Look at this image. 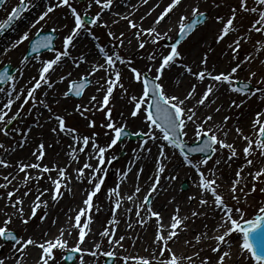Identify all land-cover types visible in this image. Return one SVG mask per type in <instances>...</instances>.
<instances>
[{
  "label": "snow or ice",
  "instance_id": "1",
  "mask_svg": "<svg viewBox=\"0 0 264 264\" xmlns=\"http://www.w3.org/2000/svg\"><path fill=\"white\" fill-rule=\"evenodd\" d=\"M2 2V0H0ZM114 0H88L87 9H91L93 5L97 6L98 11L94 16H89L88 11L81 13L77 7L74 6L73 0H51L45 10L42 11L34 20L29 21V27L22 35L14 42H11L10 47L4 49L5 54L14 49H18L25 41L30 44L32 53H40L41 50H47L52 53V56L47 59H41L40 55L31 57L24 54L20 60V64L27 65L32 60L40 63L38 76L33 77L31 87L26 90H17V77L11 75L9 67L4 65L3 70L0 71V84H8L11 82V90H6L0 87V94L6 97V101L0 104V134L8 137L11 132H22V139L18 142V147L23 148L29 142V135L33 129L28 127L26 131L20 128L11 129L9 126L14 121H17L25 114V105L32 102V107L38 104L42 105L49 112L48 121H55V126L51 128V132L58 136H68L72 140L69 145L70 151L66 154L69 162L64 166L58 164L49 165L44 163L46 159V144L41 139L32 152L34 161L24 162L17 161L15 164L8 159L0 157V168L17 169L16 173H9L7 175L0 174L3 183H0V189L4 192L0 193V200L4 203L0 206V248L4 247L6 243L13 242L15 244V252L18 254L15 257V264H23L25 253L30 247L38 248L40 254L36 260V264H55V251L59 250L62 253L67 252L68 255H62L61 260H72V253L79 254L78 258L80 264H85L84 257L90 256L96 258L98 255L104 257L116 258L118 253L116 248H124L123 241L125 236H115L114 231L105 228L99 236L107 240V244L114 246L110 250H103L102 243L93 242L92 248L84 247L86 238L89 237L92 229L90 227L93 216L91 211L94 208L93 198L100 193L102 186L108 176V166L112 165L118 160L115 154H110L122 138L129 135L142 136L146 139L143 141L147 145L149 141H161L158 145V156L162 160H158V167L154 177H151L152 183L149 185V190L144 196L141 203L140 210L145 211L147 218L155 217L157 220V231L153 239V250L149 252L148 256L125 255L122 258V264H233V258L237 257L235 264H264V204L258 206L255 215L249 217L245 207L241 205L242 196L245 204L247 197L256 192L257 184L264 185V111H257L251 123V131L245 135L243 130L237 126L235 127L236 137L232 142L228 141V136L231 130H226L227 121L231 118L225 116L221 123H216L213 115L208 112H202V108H210L216 103L217 93L222 88L226 91L234 93L242 97L239 101L233 99L230 101V106L240 108L247 100L257 97L261 102H264V72L258 76V71L251 69V65L259 57H264V0H238L236 5L228 4L229 14L217 15L214 20L221 24V28L215 37V42H225L226 38L232 37L230 42H227V48L232 52L229 61V67L216 71L208 67V53L205 52L201 59L197 70H193V66L181 63L183 61V52L181 50L182 42L193 35L200 27H203L210 18L206 11L200 7L201 0H169V3L162 9L154 20L155 26L144 28L131 20L128 15L121 18L127 20L130 28L135 29L134 35L137 38L139 48L143 49L147 44L158 45L161 40H171L172 37L167 32L158 30V26L162 22L171 20L174 12L182 9L177 21V39L168 46L166 51H153L148 56V60L153 62L146 71H141L136 67L131 66L132 61L121 56L119 51H114L109 54L102 46L99 52L103 54V63L91 62L90 67L86 70V74L81 75L78 79L69 81V87L62 93L64 98L69 95L75 97H82L88 86L93 83L90 77L97 73L103 72L100 80H96L98 85L97 92H103V96L98 99L96 95H92L89 99L88 105L77 104L74 111L79 113L81 117L88 119L87 114L93 110L102 111L105 113L107 123L102 125L106 129H110L113 133L110 141L101 145L97 142L98 133L93 132L91 136L82 135L75 126L68 125L64 115H60L53 111V108L46 102V100H37L36 93L38 90L46 87L53 89L54 82L52 74L55 73L62 65L66 63V58L71 57L70 49L75 47L76 39L82 32H86L96 39L97 37L92 31V27L103 26L108 27L106 21H102L104 10L112 7ZM143 4H147L148 0H142ZM212 6L219 9L223 4L228 3V0H211ZM35 7L31 0H19V5L13 7L7 18L0 22V35L7 29L13 26V22L22 19L23 15ZM67 8L74 21V26L63 37L62 45L56 48L53 40V35H41L44 31V25L51 20V14L57 9ZM159 7V2L149 11H155ZM143 19V18H142ZM247 19L248 23L243 21ZM119 21L113 20L116 24ZM39 26V27H38ZM91 26V27H90ZM36 31L33 33L32 30ZM59 28H52L53 33L60 31ZM171 31V28L168 29ZM108 36L112 37L122 47L124 45V33L121 32L119 36L109 31ZM252 34H258L259 38L253 42V53L246 54L242 59L239 58V53L242 48V43H247L253 39ZM34 36L35 39H31ZM141 37H147L141 39ZM131 43V41H128ZM211 51V49H209ZM86 61L83 55L78 59H73V67L79 69L81 63ZM117 63L129 67L133 74V79L141 85V93L139 96L131 95L129 103L132 104L131 116L133 118H142L147 126V131L138 130L135 133L127 131V124L123 123L117 125L112 118V108L110 100L113 97L114 90L119 87L123 93H127L128 89L124 86L122 81V74L116 67ZM259 64L264 68V58L259 59ZM179 66L184 72L192 76L196 83L192 84L190 89L183 95L168 92L163 80L167 70ZM248 67V75L241 78L238 73L244 71ZM153 68L155 74L153 75ZM19 75L22 77L23 72ZM73 73L69 71L66 75L61 74L60 82L68 80ZM256 80V85L250 87L252 80ZM103 81V83H101ZM208 81V83H204ZM204 84L202 93L197 91L198 85ZM259 94V95H258ZM45 97L48 92H44ZM23 97V99H22ZM195 103L190 104L191 101ZM17 101H21L17 105L16 111L13 112V105ZM57 104L59 101H55ZM30 112V109H28ZM214 112L219 113L221 107L217 106L213 109ZM11 113V115H10ZM43 127V125H37ZM88 127L95 129L96 122L88 120ZM189 130L193 136L191 139L192 146H189ZM242 141L244 146L242 150L236 146V141ZM51 147V145H47ZM166 148L178 150L183 162L193 168L199 178L198 187L201 189V198L198 200L199 209H206L210 205L208 195L211 196V207L213 213L219 218L213 229V235L208 236L207 232L196 235L193 239L196 245H199L202 239H210L214 241L210 245V250L215 254V259L212 257H202L203 249L195 250L192 254L187 255L183 252L174 251L170 246V241L175 242L179 239L178 229L187 231V224L185 223L189 217H181L179 206L176 207L174 214L170 218V230L165 233L164 225L160 223L162 220L161 213L153 210L151 207V197L158 191L160 183V174L165 173L166 164L164 161L169 159ZM0 149L5 153L14 152L15 148L11 146L6 147L4 143H0ZM145 151H151L150 148H142ZM221 150L228 152L227 161H231L242 154L245 160L244 166L240 167L235 172V178L232 180L229 188L230 198L234 201L233 204L228 203V198L223 193L218 191L221 185L217 182L216 172L218 169H207L208 174L204 169L213 161L214 165L221 164L220 159L213 160V157ZM83 153L85 156L84 162L80 163L79 154ZM191 153L205 154L203 159L194 161L191 158ZM108 154V155H106ZM92 161H95L93 163ZM72 164L79 165L74 169L75 175L68 171ZM244 167L251 170L244 175ZM32 170H35L33 175ZM87 170V171H86ZM132 168L128 167L121 173V183L127 180ZM143 172V169H139ZM23 173V177L20 176ZM55 173V176L52 174ZM251 178L252 186L245 192L247 187V178ZM177 177L171 176L170 179ZM47 179L50 187L40 188L39 181ZM84 182L91 186L90 190L85 191V199L82 201L83 207L76 210L75 216L67 218L66 226L58 229V234L49 236L48 232L43 234V239H36L31 235L27 237L20 235L15 228L10 227L15 221H19L20 225L24 226L25 232L27 226L31 221L37 218V213L41 209L44 211L38 217L41 221L47 219L49 202L47 199H42L49 192L52 204H57L64 195V190L72 192V181ZM139 180V174L136 176ZM35 183V192L30 186ZM21 188L25 190L21 193ZM142 191L139 184L134 186V194L128 195V201H134L135 194ZM264 192V187L260 188ZM242 195H238L237 193ZM30 195H34V199L27 205L28 211L25 208V200ZM108 199L115 197V209H119L122 203L120 185L108 190ZM15 197V199H14ZM196 197H189V200H195ZM99 209H97L98 211ZM140 210L136 212L139 218L137 223L143 226L147 222L145 218H140ZM128 211H131L129 209ZM207 211L193 210L191 218L198 216H206ZM84 222L82 223V219ZM56 221L53 220V224ZM116 224L118 221H111ZM128 227H132L131 224ZM73 232L76 233L75 243H70L66 237H72ZM235 237V239L233 238ZM185 245H192V241H185ZM195 248V245H192ZM167 253V255H165ZM0 264H5L4 259H0Z\"/></svg>",
  "mask_w": 264,
  "mask_h": 264
},
{
  "label": "bare ground",
  "instance_id": "2",
  "mask_svg": "<svg viewBox=\"0 0 264 264\" xmlns=\"http://www.w3.org/2000/svg\"><path fill=\"white\" fill-rule=\"evenodd\" d=\"M51 2V0H31V3L35 5V7H31V10L29 13L20 21L18 22L14 27H12L9 31L5 33L4 36L0 39V57L5 55L4 49L7 47H10L11 42H14L16 39L19 38L22 32H24L25 28L29 25V21L34 20L40 13H42L43 10L46 9L48 4ZM159 2V7L155 8V11H151V14L148 15L149 11ZM190 2V0H189ZM219 3L220 0H217ZM169 3V0H148L147 4H143L142 0H114L113 5L111 7V10H108V13L106 16H108L112 20L119 21L116 23L117 29L121 30V25L123 26L124 23L127 20L122 19L121 17L124 15H128L129 18L133 21H135L138 25L140 23L145 24L147 28L149 26H155L154 20L157 17V15L162 11V9ZM238 3V0H228V3L223 4L219 9L212 6L211 0H201L200 7L204 11H208L210 13V18L208 19L207 23L200 28V30L196 31V37L193 39L194 43L199 42L195 48H192L190 53H187L185 57H183V61L181 63L187 64L189 66H193V70H197V66H199L200 59L202 55L205 52H209V49L212 48L210 59L208 61V67L210 69H214L216 71L224 70L229 67V61L232 56V52L227 48L226 44L227 42H230L232 37L226 38L225 42L216 43L215 37L218 33L219 29L221 28V24L217 23L214 20V17L219 15H224L227 17L229 14L228 4L236 5ZM182 9L177 10L173 14H171L172 18L171 20H168L166 18V23L162 22L160 26H158V30H161L162 32H167L169 36L174 37L177 32V21L179 19V15ZM105 15H102V18H104ZM143 18V19H142ZM67 20V21H65ZM51 24H56L57 26H60L63 22H68V15L66 14V11L62 10L60 14L57 17L51 18L49 21ZM245 24L248 23V20L245 19L243 21ZM171 28V31H168V29ZM204 33H207L209 37H205ZM256 34H252L253 39L248 41L247 43H242V48L239 53V58L245 57L246 54H252L253 53V42L255 39ZM201 38H205L204 41L200 42ZM137 39L133 37H129L128 41H131V43L128 42V46L132 45V43H135ZM119 45V44H118ZM120 46V45H119ZM163 45L159 47V49H163ZM77 46L70 49V52L72 53V50L76 49ZM17 50V49H15ZM109 52V49L106 48ZM84 49L76 51V55H83L86 57V61L81 63V66L79 69H71L70 71L73 73L71 77H69L68 80H65L63 82L57 81L54 84V87L52 89H49L48 96L45 97L46 102L48 104H56L55 101H61L63 99L62 96H60L58 93L62 90L67 89L69 87V81L73 79H78L81 75L86 74V70L90 67L91 62H100L103 63V54L99 52L95 47H90L88 49V52L83 54ZM213 52H216L215 54H212ZM8 53V52H7ZM110 54V52H109ZM200 54V55H198ZM221 58L223 63H219L220 65H214L216 61L220 60ZM264 57H259L256 61L253 62L251 65V69L254 71H258V76L264 72V68L261 67L259 64V59ZM13 59V58H12ZM41 59H47L46 56ZM40 63L37 61L35 64L31 65L27 68L26 73H24L23 77L20 81H26L27 83L33 76L34 73L40 68ZM68 65V62L62 63L60 67V71ZM150 64H147L149 66ZM214 65V67L212 66ZM26 68V66H24ZM59 70V69H58ZM57 70V71H58ZM170 72L169 78L172 80V83L170 87L168 88V92L175 93L178 95L183 96L192 86V84L196 83L195 79L183 71L182 68L179 66L172 68L171 70H167L166 73ZM68 73V72H67ZM66 73V74H67ZM54 74V73H53ZM52 74V77H53ZM65 74V75H66ZM104 73L100 72L95 74L94 76L90 77L92 79L93 83L92 85L86 89L84 93V99L81 102L83 105H88L89 99L92 95H96L97 97H102L103 92H97L98 85L95 83L96 80H100L101 76H103ZM238 75L241 78H244L248 75V67H245L244 71H241L238 73ZM55 79V76L54 78ZM103 83V81H101ZM204 83H208V81H205ZM19 84V82L17 83ZM252 84L256 85V80H252ZM226 88V86H225ZM225 88H222L220 92L217 93L218 99L216 97H212V99L216 100V103L213 104L210 108H202V112H208L213 115V118L216 123H221L223 121V118L225 116H229L232 119V122L234 125L231 127L226 126V130H231L228 136V141L232 142L235 137V127L239 126L245 135L249 134L251 131V123L255 116V113L257 111H264V102H261L257 97H253L247 102L242 105L240 108H235L230 106V101L235 99L239 101L242 97H240L237 94L230 93L225 90ZM204 89V84H199L197 91L202 93ZM132 91H135V88H132ZM131 95H135L134 93H131ZM259 95V94H258ZM6 101V97L1 94L0 95V104L4 103ZM195 103V101H191L190 104ZM63 105V103H61ZM123 106L124 104H121V97L118 96L116 98V106ZM217 106L221 107V111L219 113H216L213 111V109ZM131 110L125 111V108L123 112H117L112 114L113 121L117 124L119 122L121 123H128L131 126L133 124L136 125L137 131L138 130H144L147 131V126L142 120V118H133L131 116ZM120 111V110H119ZM75 112L74 110H69V113ZM41 119V118H40ZM230 120V119H229ZM228 120V121H229ZM52 121H47L46 125H49V130H44V132L35 137L29 135V142L25 144L23 148L18 147V142L21 141L22 136L18 137L15 142L10 144L12 148H15L14 152L5 153L3 152L0 157L8 159L11 163L15 164L17 161L23 160L24 162L28 161H34V157L32 156V152L35 149L36 145L40 140L42 139L44 143L46 144V159L44 163L49 164L50 166L53 164H58L59 166H64L66 163L69 162V158L66 155L70 149L69 145L72 144V140L68 139V136H58L56 134H53L51 132V128L54 127V124H51ZM35 133V132H34ZM109 134V132L103 133V137ZM192 132L189 130V139H192ZM38 138V139H36ZM67 138V140L64 142L63 139ZM97 142L101 143V140L97 138ZM161 141L157 140L155 142L149 141L147 146L144 145L142 142L140 143H134L133 148L135 151L134 156L130 155L128 158H126L124 161L112 165L111 168L118 171V175L116 177L117 180L120 181L121 188V198L122 203L119 209H115V197H113L111 200L108 199V190L105 191V205H98L95 207L93 216V221L90 225L92 231L89 234V237L86 238L84 247L86 248H92L93 242H100L104 244L103 250H110L114 246H110L107 244L106 239H102L99 236V233H101L105 227L103 224V217L106 215L112 216L111 221H118L116 224L110 223L109 229L110 231L115 232V236L119 237L121 235L125 236V240L123 241L124 248H116V252L119 254L121 250H124L125 252L120 254V261L122 264V258L125 255H138V256H148L149 252L153 250V239L155 237L156 231H157V220L155 217H153L151 220V223L147 225V231L141 236V243L135 242L132 246L129 254H126V245H128L133 237H135V233L127 234V228L128 225L133 223L134 221H137L139 218L136 216V212L140 210V205L143 201L144 196L147 194V191L149 190V185L152 183L151 177H154L156 174V170L158 167V160H162L158 156V145ZM47 145H51V147H47ZM152 146V147H151ZM236 146L238 149L242 150L244 143L242 141L237 140ZM142 148H150L151 151H145L142 150ZM165 151L168 153L169 159L167 161H164L166 164V171L165 173L160 174V183L158 185V191L153 194L151 197L152 204L151 207L155 211L158 210V212L161 213L162 220L160 223L164 225V231L167 233V231L170 230V218L174 214L175 209L177 206L180 208V215L181 217H189L188 220L185 221L187 224V231H181L178 229L179 233V239L178 241L172 242L171 247L174 251L183 252L184 254L190 255L195 250L203 249L201 253H207L210 249V245L214 244V241L210 239H202L201 243L199 245H196L195 240L193 239L196 235L207 232L208 236L213 235V229L216 225V222L218 220V216L209 211V208L211 206V196L208 195V198L210 200V205L206 209H199L198 206V200L201 198V189L198 187L199 184V178L197 174H195L192 171V168L190 166H187L183 161H181V157L177 156L174 150H171L170 148H166ZM225 155L224 158L221 159V156ZM227 155L228 152L226 150H221L218 152L215 156H219L221 160V164L218 165L216 169V175L217 177L221 176H227L226 179L227 182L230 184L232 183V180L235 178V172L245 164V160L242 154H238L237 157L233 158L231 161L227 162ZM80 156V163H82L85 160V156L83 153L79 154ZM127 160V161H126ZM95 163V161H92ZM77 164H72V167L68 169L70 173L75 175L74 169L78 167ZM128 167L132 168V172L129 173V177L127 180H124L123 183H121V173L125 171ZM139 169H143V172H139ZM254 170L250 169L248 167H244V175L245 173ZM17 169L15 168H0V174L7 175L10 172L15 174ZM87 171V170H86ZM33 175H35V170H32ZM139 174V180L137 181L136 176ZM23 173H20V177H23ZM55 176V173L52 174ZM171 176L177 177L176 179H170ZM2 178V176H0ZM186 179L188 180V191L182 192L180 191V184L181 182ZM224 178L222 180H219V184L221 185V190L226 192V182ZM3 180H0V183H3ZM251 182V178H247V187L249 188V183ZM136 184H139L142 191L140 193L135 194L134 201H128L126 197L128 195L134 194V186ZM40 188H46L50 187L47 179H43L39 181ZM72 192H68L67 190H64L63 198L55 205H52V201L50 199V192L46 194L42 199H47L49 202V217L44 220L48 221L49 219H54L56 221L55 224H52L49 226L47 225H39L38 230L34 232L35 236L34 238L40 240L41 235H43L45 232L49 233V236H55L58 234V229L61 227L66 226L67 218L69 216H75L76 210H78L80 207H83L82 201L85 199V191L90 190L89 187H91L87 181L84 182H77L75 179H73L72 184ZM245 188V190H246ZM23 191H21L22 193ZM35 192V187H33V193ZM196 197L195 200H189V197ZM15 199V197H14ZM34 199V195H30L25 200V208L26 211H28L27 205ZM4 203L3 200H0V206H2ZM60 205H63V210L60 211ZM70 205V208H69ZM253 205V197L247 201L246 206L251 207ZM54 206V207H51ZM97 209H99L97 211ZM131 209V211H128ZM193 210H200V211H207L206 216H198L196 218H191V212ZM127 212L129 213L130 218H132V221L128 220L126 223L122 219V216H124ZM143 210H140V217L146 219V213L141 214ZM145 212V211H144ZM99 216L102 217V219H98ZM3 217H0L2 219ZM82 223L84 222V218L82 217ZM34 222L36 220H33ZM14 226L18 230H24V226L20 225L19 221H15ZM150 225L154 226V229L151 230ZM49 226V228H47ZM25 231V230H24ZM29 231V228H27L26 233ZM23 233V232H22ZM25 237H27L24 234ZM70 240V243H75L76 240V233L73 232L72 237H66ZM192 241V245H195V248L192 245H185V241ZM171 243V241L169 242ZM9 247H7L8 251V259L5 261V264H15V257L18 256V254L13 250V247L8 244ZM59 251V250H56ZM40 254V250L38 248L30 247L29 250L26 251L25 257L23 260V264H36V260L38 259ZM211 257H213L211 255ZM238 258L234 257L233 260L236 261ZM85 264H94L93 260L90 256L84 257ZM55 264H57L55 262ZM80 264V260H79Z\"/></svg>",
  "mask_w": 264,
  "mask_h": 264
},
{
  "label": "rangeland",
  "instance_id": "3",
  "mask_svg": "<svg viewBox=\"0 0 264 264\" xmlns=\"http://www.w3.org/2000/svg\"><path fill=\"white\" fill-rule=\"evenodd\" d=\"M73 3H74V6L77 7L78 11H80L81 13H83L84 11L87 10L89 16H94L98 11H100V9L97 6H95V5H93V7L91 9H87L88 0H85L84 2H79L78 0H73ZM18 5H19V0H7V2L0 9V22L4 21L7 18V15L11 12V9L13 7L18 6ZM30 10H31V8H30ZM62 10L66 11V14L68 15V22L67 23L63 22V23H61L60 26H57L56 24L53 25L50 22H48L46 25H44V31H49V30H51L54 27L61 29L60 31L55 32V33L58 34V38L56 40V48H60L61 47L63 37L74 26L73 17L71 15L70 11L66 7L57 9L54 13L51 14V17L52 18L53 17H57ZM108 10H104L103 16L105 15V17L102 18V21H106L107 22L108 27L107 28H105L103 26L92 27V31L95 34V36L97 37L96 39H93V37L91 35H89L88 33L82 32L81 35L74 42L75 46H77V48L75 50L74 49L72 50L71 57L66 58V61L68 62V65L66 66V68L62 69L61 72H59L60 71V68H59V70L56 71L53 74V77H52L53 82L59 81V77H60L61 74L65 75L71 69H74L73 64H72V60L73 59H78L80 56H82V55H76L75 54L76 51L78 52L79 50L84 49L83 54H85V53L88 52V49L90 47H95L97 50H99V48L101 46L104 49L108 48L110 54H112L114 51H119L121 56L125 57L126 59H130L132 61V65L131 66L136 67L137 69H139L141 71H146V69L149 66H151V64L153 63V62L148 60L149 54H151L153 51H155V52L166 51L168 46H169L168 41L171 42L177 37V34H176L174 37H172L171 40H168V39L161 40L158 45H153V44L149 43L143 49L139 48L137 40H135L136 41L135 43H132V45L128 46L129 37H133V38L137 39L136 36L134 35L136 30L130 28L127 21L124 23L123 26L121 25V27H122L121 30H118L116 24L112 23L113 20L110 19L108 16H106V14L108 13ZM28 12H26L23 15L22 19L28 14ZM206 13L210 17V13L208 11H206ZM19 21H16L13 24L12 27H14ZM65 21H67V20H65ZM139 25L142 26V27H146V25L142 24V23H140ZM12 27H10V29ZM28 27H29V25L25 28L24 31H26L28 29ZM200 28L198 29V31L200 30ZM9 30H6L2 35H0V39ZM35 31H36L35 29L32 30L33 33ZM109 31L113 32L117 36H119V34L121 32L124 33L123 39H124L125 42H124V45L122 47L118 45V42L116 40H114L112 37L108 36L107 33ZM196 33H198V32H195L193 35H191L185 41L182 42L181 50L183 52V57H185L187 53H190L192 48H195L196 45L199 43V42L198 43L197 42L194 43V41H193V39L196 37ZM22 34H23V32L21 33V35ZM204 36L205 37H209V35L207 33H204ZM255 36H256L255 38H257L259 35L256 34ZM32 37L33 36H30V38H32ZM146 38L147 37H141V39H146ZM204 39L205 38H201L200 42L204 41ZM28 43H29L28 41H25L24 44L21 45L17 50L14 49L12 51H9L7 54H5V55L3 54V56L0 57V68L3 67L4 65H6L7 63L11 64L13 67H18V72L14 75L15 77H17L16 83L19 82V84H17V90L18 91L20 89L26 90L27 88L31 87V83L30 82L32 81V78L38 76V70L39 69L34 73V76L27 83H25L26 81L25 82L24 81H20L23 76L21 77L19 75V72L22 71L23 75H24V73H26L27 68L37 62L35 60H32L27 65L20 64V60H21L22 56L24 54H26V51H27V48H28ZM161 45L164 46L163 49H159V47ZM210 49L212 51V48H210ZM211 51L208 52V61L210 59L209 53L211 54ZM215 53L216 52H213L212 54H215ZM198 55H200V54H198ZM45 56H46V58H50L52 56V53L51 52H44V53L40 54L41 58H43ZM222 59L223 58H221L220 60L216 61L214 65H220L221 63H223ZM147 64H150V65L147 66ZM214 65H212V66L214 67ZM24 66H26V68H24ZM116 67L118 68V70L122 74V81L121 82L128 89V92L126 94L123 93L122 90L119 87H117L114 90L113 97L111 98L110 105H109L112 108V114L113 113H117V112H121L122 113L124 108H125V111L128 112V110H130V108L132 107V104L129 103V99H130L131 93L135 92V95H137V96H139L140 93H141V85L139 83H137L133 79V74L131 73L129 67L126 66V65L119 64V63H117ZM152 74L153 75L155 74V69L154 68H153V73ZM169 74H170V72L166 73L165 78L163 80V83L166 86L167 90H168V88L170 87V85L172 83V80L169 78ZM54 76H55V81L53 79ZM91 85H92V83H91ZM250 87H252V84H251ZM3 88H5L6 90H11V82H9ZM132 88L133 89L135 88L134 92L132 91ZM48 90L49 89L46 88V87L38 90L37 93H36L37 100H41V99L45 100L46 98L43 95V93L47 92ZM52 90H54V89H52ZM66 90L67 89L64 88V90L60 91L58 94L60 96H62V93L64 91H66ZM118 96L121 97V104H124L123 106L122 105L119 106V107L116 106V98ZM99 98H100V95H99L98 99ZM22 99H23V97H22ZM83 99H84V95L80 99H75V98H73L71 96H69L67 98L63 97V99L58 104L56 103V104H49V105L53 108L54 112H56V113H58L60 115H64L65 118H66V123L68 125L75 126L78 129L80 134L91 136L93 132H96V133H98L97 138H99L101 140V143L103 145L107 144L110 141L113 133L111 132L110 129H106V128L102 127V125L107 123V119H106V116H105L104 112L93 110L92 112L87 114L88 119H85L84 117H81L79 115V113H77V112L69 113V110H71V111L74 110L75 106L77 104H81ZM20 103H21V101H17L16 104L13 105V112L16 111L17 105H19ZM61 103H63V105ZM28 109H30V112L28 111ZM10 115H11V113H10ZM48 117H49V112H48V110L46 108H44L42 105H39V104L36 107L33 108L32 107V102L30 101L28 105H25V114L21 118H19L17 121H14L13 125L11 126V129L20 128L22 131H26L28 127H31L33 129V131H32V133L30 135L33 136V137H35L34 134H36L37 136H40L44 132V130L48 131L49 128H50L49 125H46V122L48 121ZM88 120H94L96 122L95 129H92V128L88 127ZM55 123H56L55 121L51 122V124H54V126H55ZM121 124H123V123H121V122L117 123L118 126L121 125ZM126 124H127V129H129L131 131V133H135L137 131V127H136L135 124H133V126H131L128 123H126ZM37 125H43V127H37ZM232 125H234V123L232 122V119L230 118V120L227 121V126L231 127ZM105 132H109L107 137L106 136L103 137V135H102ZM38 134H40V135H38ZM21 136H22V132H11L8 137H5V136H3V134H0V143H4L5 146L8 147L10 144L15 142V140L18 137H21ZM36 139H38V138H36ZM68 139H70V137H68ZM145 139L146 138L143 137L142 139H138V140H136L134 142H129L127 139H125L122 143H118V145L114 149L111 150L110 154H115L118 157L119 154L121 153V151H124V155L121 158H118V160L116 162H114L112 165L118 164V163L124 161L126 158H128L134 152V148L133 147L136 144L134 146H133V144L134 143L138 144L140 142H143V140H145ZM63 140L65 142L67 140V138H65ZM190 141L191 140H189V142ZM3 152L4 151L2 149H0V155ZM175 153H176L177 156H179L177 154V151ZM106 155H108V154H106ZM133 155H134V153H133ZM179 157H181V156H179ZM224 157H225V155L221 156V159L224 158ZM191 158H193L194 161H198L199 159H203L200 156L191 157ZM218 158H220V157H213V160L218 159ZM181 161H183V160L181 159ZM217 167L218 166L214 165L213 161L210 160L209 164L207 166H205L203 170H205L206 175H207L208 174L207 169H212V168H217ZM192 171H195V170L192 168ZM195 173L197 174L196 171H195ZM117 174H118L117 171L114 172L111 167H108V176H107V178L105 180V184L102 186L100 193H98L97 196L93 198L94 208L91 211V215L94 214V210H95L96 206L105 205V194H104L105 191L107 189H111V188L115 187L117 184H119L117 179L115 178V176L117 177ZM197 176H198V174H197ZM222 178H224V180L226 181V179L228 177L227 176L224 177V176L220 175L217 182L219 183V180H222ZM0 179H2V178H0ZM184 183H186L187 188H184ZM30 186L32 188L35 187V183H33ZM230 186H231V184L229 182H227L226 183V187H227L226 192L222 191L221 188H219L218 191L223 193L225 195V197L228 198V203L229 204H233L234 201L231 200L230 193H229ZM251 186H252V183L250 182L249 186H248L249 188H246L245 192H247L251 188ZM261 187H264V185L257 184L256 192L251 193L247 197V201L251 198V196L253 197V205L251 207L246 206L247 203L245 204L244 198L242 196L241 205L243 207H245L249 217L254 216L258 206H260L261 204H264V192L260 191ZM188 189H189L188 180L184 179L181 182V184H180V191L186 192V191H188ZM24 190H25L24 188H21V191H24ZM3 192H4V190L0 189V193H3ZM237 194L238 195H242L239 192ZM50 195H51V193H50ZM48 202H50V201H48ZM60 206L61 207L59 209H60V211H62L63 210V207H62L63 205H60ZM51 207H54V206H51ZM69 208H70V205H69ZM43 211H44L43 209L38 211L37 218L34 219L36 221L35 222L31 221L30 224L27 226V228H29V231L27 233L24 230H18L16 228V226H14V225H11L10 227L15 228L16 231L20 235L24 236V234H25L26 236L27 235H31V236L34 237L35 236L34 232L39 231L38 228H39L40 224L41 225H44V224L47 225L48 224L50 226L52 224L53 220H54V219H49L48 221H45V222H44V220L41 221L38 217L42 214ZM49 211H50V208L47 209L48 217H49ZM209 211L213 212L211 206L209 208ZM141 214H145V212L143 211ZM111 217L112 216H109V215H106V216L103 217V224H104L105 228H109ZM132 218H130L129 212H127L124 216H122V219H120V220H123L126 223L128 220L132 221ZM98 219H102V217L99 216ZM150 219H152V218H147L146 217L147 222L145 224H143V226L138 224L137 221H134L133 223H131L132 227L131 228L130 227L127 228V231H126L127 234H131V233L134 232L136 235H135V237H133L131 239L130 243L128 245H126V247H125L127 249L126 250V254H129L132 246L134 245L135 242H137L136 240H138V242L141 243V236L147 231V225H149L151 223ZM49 226L47 228H49ZM150 228H151V230H153L154 226L150 225ZM42 236L43 235H41V238L44 237V236L43 237ZM233 238L235 239V237H233ZM8 244L11 245V243H6L4 245V247L0 248V259H4L5 261L8 259V254H7L8 251H9L7 249V247H9ZM171 244H172V242L170 243V246H171ZM10 247H13V249H15L16 246L12 244V246H10ZM102 248L104 249V244H102ZM124 252H125L124 250L120 251V253L115 258V263L114 264H121L120 254H122ZM62 255H65V252L62 253L61 251H58V252L55 251V256H56V261L55 262L57 264H64V261L61 260V256ZM165 255H167V253H165ZM211 255L213 256L212 258L214 260L215 259V254H213L210 249H209V251L207 253H201L202 257H211ZM78 256H79V254L76 255V257H75L76 264H79ZM105 258L106 257H104L102 254L98 255L96 258H92L91 257V259L93 260L94 264H105ZM197 264H199V262H197ZM233 264H235L234 260H233ZM248 264H251V261H248Z\"/></svg>",
  "mask_w": 264,
  "mask_h": 264
}]
</instances>
